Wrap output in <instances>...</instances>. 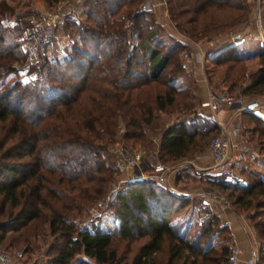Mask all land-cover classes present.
Segmentation results:
<instances>
[{
	"label": "trees",
	"instance_id": "1",
	"mask_svg": "<svg viewBox=\"0 0 264 264\" xmlns=\"http://www.w3.org/2000/svg\"><path fill=\"white\" fill-rule=\"evenodd\" d=\"M43 1L51 6L59 0ZM139 1L82 0V19L69 14L62 18L60 31L68 39L62 53L42 58L29 67L25 79L7 83L5 77L13 72L10 64L17 58L12 52L15 43L1 20V13L12 6L0 1V44H7L0 49V242L22 245L41 235L44 227L52 241L43 264L226 262L230 233L225 224L218 223L219 216L207 212L189 238L185 235L190 227L188 214L175 215L195 195L173 192L151 178L124 182L117 190L110 204L117 219L114 234L75 227L69 218L81 205L97 199L113 176L103 139L110 140L115 121H122L123 139L134 138V144L141 142L144 148L149 131L157 130L162 162L194 152L216 130L214 123L195 112L192 88L176 84L185 76L180 57L184 45L152 13L139 9ZM165 7L175 26L208 38L247 14L244 0H165ZM134 30L137 44L128 50ZM235 47L212 52L205 62H227L221 75V80H227L242 76L243 67L234 69L235 62L256 57L257 66L246 75L240 93H264V47L258 52ZM207 78L209 82V74ZM173 112L178 113L176 120L158 125L159 113ZM239 118L242 127L264 139L260 117L242 110ZM241 183L234 182L231 189L216 185L236 192L231 201L236 207L264 211V176L254 173ZM213 227L226 230L228 243L216 250L207 238L200 247ZM256 233L263 244L257 249L255 264H264V222L257 225ZM115 240L123 241L125 249L131 241H139L128 261L113 247ZM161 252L164 258L159 260Z\"/></svg>",
	"mask_w": 264,
	"mask_h": 264
},
{
	"label": "rangeland",
	"instance_id": "2",
	"mask_svg": "<svg viewBox=\"0 0 264 264\" xmlns=\"http://www.w3.org/2000/svg\"><path fill=\"white\" fill-rule=\"evenodd\" d=\"M0 1H4L5 4L12 6L10 10H6L9 12L3 11L1 13L2 14L1 18L3 14L6 13L7 14L6 16L11 20V23L9 25L3 23L2 24L4 29L11 36L9 40H12V42L15 43L14 45L15 47L12 48V52L14 56H16L17 58L15 61H13L10 64V66L13 68V72L9 73L7 77H5L4 81L6 83L14 79H18V80L25 79L26 72L32 64L34 63L36 64L40 62L42 58L52 56L54 53L61 54L63 51V45L67 44L68 39L66 35L60 31V25L62 24L61 22H63L61 21L59 25H56L53 28V42L51 47H49L46 50H36L29 45V43L27 42L26 34L30 30L33 21L38 19L41 12L40 10H42L43 8L51 9V7L56 5L58 2H63L69 4V6L72 8L69 11L70 12L69 15L73 16L78 20L83 18L84 8L81 7L82 0H59L54 5L51 6L45 5L46 7L44 6L42 7L38 0H0ZM164 4H165V0H164ZM244 4L247 8V14L246 16H244L243 19L239 20V22L234 25L227 26L228 28L222 27L219 30L220 31L219 34L209 38L205 36L198 37V36L190 35L189 33H186L183 30L182 28L183 26L181 25L175 26L173 22L169 19L168 12L165 7V14L167 20L170 22L173 28L172 37L184 45L183 50L180 53L182 64L185 60V58H183V55L187 54V56H190V54L188 53L191 52L192 54V51H194L195 49L194 44L205 45L207 41H212L213 42L211 49L212 52L222 51V49L229 46L228 42L222 39L224 38L225 32L230 29L241 28L245 33L243 42L235 47L237 48V50L244 52L260 51L264 46H260L258 44V42L256 41L253 35L254 34L253 25L248 24L250 12L251 9L253 8V5L255 4V0H244ZM258 7L260 13V21L262 25H264V0H258ZM67 14L68 11L65 13V15ZM167 25L171 27L169 23H167ZM4 46L7 47L5 41H3L0 44V49L2 50ZM245 59L241 60L240 62H235L233 65L234 69L240 66L243 67L242 76L240 78H236V79L227 78V80H223V79L221 80L222 71L225 68L227 62L218 65H210L208 63H205L204 66L205 75L207 77V75L209 74L210 84L217 85L226 89L227 87H230V92H235L237 89L241 88L243 84L247 82V79L245 78L246 75L250 71H252L257 66L258 63V59L256 57L253 59L251 58L250 60H245ZM190 78H191L190 75L188 73H185V76L178 78L176 80V84L178 86L190 85L191 84ZM232 79L235 80L236 82L234 83V85H231ZM188 116L189 115H186V117ZM157 122L159 123L158 124L159 126L161 125L164 126V124L160 122L159 117L157 119ZM117 124L121 125L123 130L122 121L121 120L115 121V124L113 126L114 134L112 135L109 141H107L105 138L103 139L104 141L103 143L106 144V151H107V147H109V144L118 138L116 135ZM241 128H242V133L244 134L243 138L246 148L244 151L245 161L238 172L240 178L232 179L217 174H209V173L204 174L200 172L195 173L193 172V170L192 171L188 170L189 172L187 170H180V169L177 170L175 173V179L178 181L179 187L177 189L175 188V190L180 191L182 189H186L183 190L184 195H195V197L194 198L190 197L193 199H190L187 202V205H185L184 208L181 209V211L175 215V217L180 216L182 218L184 217V215L188 214V218L190 220V227L186 230L187 232L185 235L189 236V238H192L200 228L199 222L202 221L203 218L205 217L207 218L208 213L210 212L216 213L217 212L216 210L219 209L221 204H225L226 206H229L233 210L237 209L244 223H247L248 227L251 226V229L247 230L246 232H247L248 242L252 246V250L255 252V259L253 262V264H255L256 261L258 260L257 249L258 247L261 246V244H263V241L259 239L256 233V229H257V225H259L261 222H264V211L263 209H257L254 206L246 209L244 208L242 209L236 207L234 204H231L233 196H235L236 192L231 191L230 189L233 186L234 182L243 181V183L241 184H244L249 178H251V176H253L254 173H258L261 176H264V139L258 134L253 133V131L251 132L249 130H246L248 129L247 127L245 128L242 127L241 125ZM147 136L149 138V144L145 148L141 146L142 144L141 142H135L134 144V138L123 139L122 137H120L121 141L125 145H127L128 147H130L135 151L138 150L142 152L144 156V163L146 164V168H145L146 171L150 169V165L154 160H159V161L162 160V158L159 157L160 155L158 153V148L155 147L154 145L155 137H158L157 130L155 129L150 130ZM210 136L209 137L207 136L205 138L204 144L207 145ZM193 153L194 152L191 153L189 152L188 155H186L187 158L184 157L179 158L181 159L179 160L180 161L179 163L186 162L190 164L189 162L186 161V159H188V157L191 156ZM106 158H107L106 161L110 166V157L107 152H106ZM167 163L175 164L176 162L172 161ZM180 167H182L181 169H184L183 168L184 166H180ZM116 175L117 174L113 172V176H111V178H109V180L105 184L103 193L99 197H97V199L91 201L86 205H81L78 211H74L69 216V218L73 221L75 227L78 228L85 227L88 229L86 225V220L89 216L88 207L96 203L104 196V194L109 189L110 183L114 181ZM217 183L219 185L226 184L227 186L230 187V189L222 190L221 187L216 185ZM159 186H163V185H159ZM227 193H230L231 195L227 196ZM113 199L110 201V204L112 203ZM218 223L222 224V221L219 220ZM97 226H98L96 227L97 230L114 234L117 230V219L113 214L109 218L100 221V223ZM33 227H34L33 230L35 231V226L33 225ZM213 228L214 230L211 233H209L210 235L208 234L205 236L206 239H202L199 245L200 247L205 244L207 238L211 247L213 246L216 250H218L221 244L228 243L226 237V230L220 232L217 227H213ZM42 229L43 231L41 232V235L30 237L29 241L24 242V244L22 245L7 246L6 242L1 241L0 246L4 249L19 250L22 256L18 260L21 261L22 264H43L45 260V253L47 251V246L52 241V238L47 234V232H44V227ZM112 238H115V236H112ZM138 242H139L138 240L131 241L128 247L125 249L123 241L115 240L113 242V247L115 248L117 253L121 252L120 254L121 256H123V260L125 259L126 261H128V259L134 254ZM230 246L231 245L229 243V247ZM163 258H164L163 252L159 253L158 259L162 260Z\"/></svg>",
	"mask_w": 264,
	"mask_h": 264
},
{
	"label": "built area",
	"instance_id": "3",
	"mask_svg": "<svg viewBox=\"0 0 264 264\" xmlns=\"http://www.w3.org/2000/svg\"><path fill=\"white\" fill-rule=\"evenodd\" d=\"M164 2V0H162ZM137 7L141 10L151 8L149 0H140ZM72 9V8H71ZM165 12V9H164ZM64 3L58 2L51 9H44L38 19L33 21L30 30L26 34L27 42L36 50H46L51 47L53 42V28L59 25L65 15ZM4 13L1 20L3 24L9 25L11 20ZM248 24L254 28V37L260 46H264V25L260 21L258 0L251 9ZM244 32L241 28L230 29L225 32L222 40L227 41L230 46L240 45L244 40ZM137 32L131 31L127 49L131 50L137 44ZM207 49H212L213 42L205 43ZM194 54L202 59L206 54V49L202 45L194 44ZM207 81V80H206ZM241 88L235 92H230L226 88L212 85L208 81L205 86V98L200 105L205 107L203 117L216 126L215 133L210 136L207 142V154L209 164L198 171L200 173L217 174L226 178L239 179L238 172L245 161V142L242 135L241 123L236 121L231 126H227L218 113L222 110L228 111L229 116H237L239 119L240 111L247 110L253 115L260 117L264 124V93L260 95H243L240 93ZM123 130L121 125L117 124V139L109 144L108 152L110 157V166L117 174L109 189L104 196L96 203L88 207L89 216L86 225L89 229H96L100 221L113 215L110 208V201L119 189L122 183L134 179L151 178L159 185H164L172 170L179 165V162L170 164L159 160H154L150 169L146 171L144 156L141 151H135L125 145L120 137ZM189 162V159L186 160ZM191 164V163H190ZM136 170L137 174L134 173ZM240 249L236 245L229 247V252L225 264H235ZM22 256L19 250L4 249L0 246V264H16ZM255 252L249 254L244 260V264H253Z\"/></svg>",
	"mask_w": 264,
	"mask_h": 264
},
{
	"label": "crops",
	"instance_id": "4",
	"mask_svg": "<svg viewBox=\"0 0 264 264\" xmlns=\"http://www.w3.org/2000/svg\"><path fill=\"white\" fill-rule=\"evenodd\" d=\"M38 1L40 2L42 7L47 6L43 0H38ZM149 2H150L151 8L147 11L152 13L155 21L158 22L167 33H169L170 35H173L172 33L173 28L170 22L167 20L166 14L164 12V9H165L164 2L162 0H149ZM81 7H83L82 4H81ZM70 10H71V7L69 6V4L64 3V11L65 12L68 11V14H70L69 12ZM40 11H41L40 12L41 14L44 11V8ZM166 22L169 23L171 27H169ZM206 47H207L206 45H202V49L207 50L203 58V69L201 66L202 59L197 54L193 55V51H192V54L191 52L188 53L190 54V56H187V54L183 55V58H185L183 62V70L185 73H188L191 77L190 78L191 84L183 85V87H191L192 90L194 91V94H195L194 110L200 115H203V113L205 112V107L203 105H200V101L202 102L205 98V86H206V82L208 81L207 80L208 78L206 77L205 70H204V66L206 63L205 56L212 53V50L207 49ZM251 58L253 59L255 57H250L245 60H250ZM158 115H159L158 117H159L160 122H162L164 126L170 124L172 121L176 120V118L178 117L177 112H173L170 114L159 113ZM218 116L222 120H224L227 126H231L236 121L240 122L239 121L240 118L238 119L237 116H233V115L229 116L228 111L226 112L225 110L220 111L218 113ZM242 135L244 134L242 133ZM154 145L155 147L158 148V137H155ZM184 158H187V156ZM188 159H189V163L191 164L184 162V163H180L179 165H177L172 170V172L170 173V175L168 176L166 180V183L162 187H165L179 194L181 193L184 194L183 190H186V189H182L180 191L175 190V188L177 189L179 187V183L175 179V173L179 169L187 170V171L193 170V172L199 173L200 171L198 170L201 169L202 167L207 166L210 161L208 154H207V145L206 144L202 145L197 151H194V153L191 156H189ZM179 160L181 159H177L176 161H173V162H180ZM180 166H184L183 167L184 169H181L182 167ZM134 173L137 174L136 170H134ZM216 211H217L216 214L219 216L222 223L225 224L229 230L230 245L232 244L236 245L240 249V252L238 254L237 261L235 264H244V260L252 252V246L248 242L247 232H246L247 230L251 229V226L248 227V224L244 223L240 214L234 211L229 206H226L225 204H221L219 209ZM16 264H22V262L18 260Z\"/></svg>",
	"mask_w": 264,
	"mask_h": 264
}]
</instances>
